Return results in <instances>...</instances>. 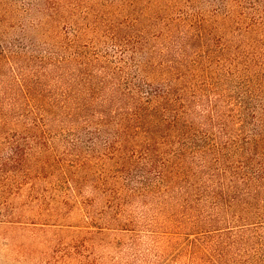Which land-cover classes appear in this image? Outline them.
I'll list each match as a JSON object with an SVG mask.
<instances>
[{
	"label": "trees",
	"instance_id": "trees-1",
	"mask_svg": "<svg viewBox=\"0 0 264 264\" xmlns=\"http://www.w3.org/2000/svg\"><path fill=\"white\" fill-rule=\"evenodd\" d=\"M203 1L0 0V224L52 177L63 264H264V0Z\"/></svg>",
	"mask_w": 264,
	"mask_h": 264
},
{
	"label": "rangeland",
	"instance_id": "rangeland-1",
	"mask_svg": "<svg viewBox=\"0 0 264 264\" xmlns=\"http://www.w3.org/2000/svg\"><path fill=\"white\" fill-rule=\"evenodd\" d=\"M80 1L81 9L92 7L104 20H112L113 14L119 11L114 6L118 4V0ZM216 5L217 3L208 5L203 0H195L194 7L184 10L199 12L206 19L209 10ZM51 178L38 182L35 192L30 193L27 187L16 194V190L12 189L5 196L21 223L19 226L0 224V264H63L70 243L71 246H77L74 243L78 239L70 232L88 225H85L79 208L66 201L64 187L54 183ZM67 203L68 207L65 205ZM85 245L87 251L81 252V255L84 254L91 264H113V259L116 263L124 264L128 256L124 253L118 258V254L98 241H88ZM78 260L76 256L69 264H77Z\"/></svg>",
	"mask_w": 264,
	"mask_h": 264
}]
</instances>
